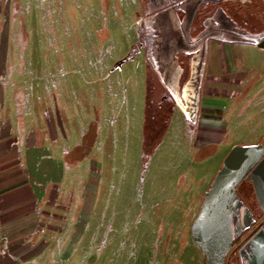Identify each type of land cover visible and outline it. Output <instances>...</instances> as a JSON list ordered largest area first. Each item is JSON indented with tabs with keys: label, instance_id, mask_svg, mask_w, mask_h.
I'll list each match as a JSON object with an SVG mask.
<instances>
[{
	"label": "rangeland",
	"instance_id": "rangeland-1",
	"mask_svg": "<svg viewBox=\"0 0 264 264\" xmlns=\"http://www.w3.org/2000/svg\"><path fill=\"white\" fill-rule=\"evenodd\" d=\"M145 4V0H0L4 73L19 109L33 110L40 123L41 109L49 97L51 109L59 103L60 109L68 110L82 125L97 124L107 117L110 124L115 120L127 125L123 133L112 126L102 135L108 137L106 147L114 154L111 172L105 177L111 174L112 182L106 184V191L100 189L99 210L91 226L72 233L62 244L71 258L68 264L200 263L202 252L195 245L188 247L187 214L192 212L194 220L198 216L204 196L222 168L223 148L200 150L196 134L189 131L198 122H187L178 109L161 144L144 164L139 143L145 138L148 100L152 102L150 118L162 131L168 111L159 108L170 96L146 59ZM235 4L230 0L223 8L244 26L243 12ZM210 45L213 50L219 44ZM183 66L189 73L190 62ZM143 77L147 78L146 93ZM187 78L188 74L185 81ZM150 82L153 89L148 99ZM183 177H193V186L187 185V207L176 210L175 203L165 204L162 181L167 180L175 198L174 190L182 186ZM239 194L258 222L263 216L252 182H244ZM161 218H168L173 226L165 225ZM249 233L234 249L240 250ZM170 234L173 242L168 252L164 243ZM234 261L240 264V257L236 255ZM50 264L61 263L54 258Z\"/></svg>",
	"mask_w": 264,
	"mask_h": 264
},
{
	"label": "crops",
	"instance_id": "crops-1",
	"mask_svg": "<svg viewBox=\"0 0 264 264\" xmlns=\"http://www.w3.org/2000/svg\"><path fill=\"white\" fill-rule=\"evenodd\" d=\"M217 44L213 50L209 45L198 126L188 128L190 134H196L200 150L223 148L222 166L233 147L248 142L264 145V50ZM2 50L0 41V264H50L54 258L68 264L71 258L62 244L72 233L91 226L93 215L99 210L96 201L100 189L105 187L106 191V184L112 182L111 174L105 177L111 172L108 169L114 154L106 147L108 137L102 135L112 126L117 133H123L127 125L115 120L110 124L108 117L98 125H82L69 116L68 110L60 109L59 103L51 109L49 97L37 123L33 110L29 113L16 104L9 76L4 73ZM187 74L188 70L185 77ZM146 77L142 81L145 93ZM100 109L103 114L105 109ZM178 109L181 110L176 108L174 112ZM181 114L186 118L182 110ZM144 141L142 136L140 147ZM192 179L183 177L182 186L174 190L175 198L167 180L162 181L168 207L174 203L176 210L187 207L186 189L188 184L192 188ZM189 214L186 233L190 248L195 245L191 235L195 217L192 212ZM161 222L173 226L168 218H161ZM171 237L170 234L168 243H164L168 252ZM154 248L155 244V251ZM237 256L240 264H264L262 230L246 240ZM198 259L199 264H205L203 253Z\"/></svg>",
	"mask_w": 264,
	"mask_h": 264
},
{
	"label": "water",
	"instance_id": "water-1",
	"mask_svg": "<svg viewBox=\"0 0 264 264\" xmlns=\"http://www.w3.org/2000/svg\"><path fill=\"white\" fill-rule=\"evenodd\" d=\"M228 0H146L144 34L146 59L188 121L198 122L202 86L211 42L254 46L264 50V33L256 34L235 22L221 7ZM209 17L192 36L200 11ZM181 15L183 19H181ZM181 57L190 59L188 78ZM250 179L264 213V145L231 149L204 196L191 235L206 264H229L235 244L254 227L264 230L238 195Z\"/></svg>",
	"mask_w": 264,
	"mask_h": 264
},
{
	"label": "flooded vegetation",
	"instance_id": "flooded-vegetation-1",
	"mask_svg": "<svg viewBox=\"0 0 264 264\" xmlns=\"http://www.w3.org/2000/svg\"><path fill=\"white\" fill-rule=\"evenodd\" d=\"M228 2H230V0H228L227 2L221 4V7L223 8L224 4H226ZM235 3H236L235 4L236 9L241 11V12H243V18L247 19V21L249 20L248 22H244V26L243 27L247 28L249 31H251L253 33H256V34L264 33V0H235ZM210 11H212V8H210L208 11H200V13H199V15H198V17L196 19V22H195V24L193 26V29H197L196 32L192 33L193 37L197 36L203 30L201 25L209 17V12ZM181 19H183L182 15H181ZM248 26L251 27L252 29L248 28ZM182 59H184V57H181V64L184 65V61ZM187 59H189V58H187ZM155 75L160 80V78L158 77V75L156 73H155ZM262 216L263 217L261 219L259 218L258 223H261L264 220V213L263 212H262ZM256 227H254L250 231V233L247 235V237L244 238V240H248V239L252 238L253 236H255L261 230L264 233V230L262 229L263 227L261 229H258L257 231H256ZM244 240H242V241H244ZM245 243H246V241L243 243V245ZM238 244H237V246H238ZM237 253H238V251L235 249L233 254H232V256H231V260H230L229 264L237 263L235 261L232 262L234 260L235 256L237 255Z\"/></svg>",
	"mask_w": 264,
	"mask_h": 264
},
{
	"label": "trees",
	"instance_id": "trees-1",
	"mask_svg": "<svg viewBox=\"0 0 264 264\" xmlns=\"http://www.w3.org/2000/svg\"><path fill=\"white\" fill-rule=\"evenodd\" d=\"M241 21L244 23V22H248L249 20L247 21V19H244V18L242 19L241 18ZM152 86H151V82H150V87H149V91H148L149 92L148 93V99L151 98V91L153 89ZM147 105H148V109H147V118H146V122H145V141H144V145H143L144 164L147 163L149 158L153 155L154 151L161 144V142H162V140L164 138V135H165V133H166V131L168 129V126H169L170 120L172 118V115H173V113L175 111V108H176V103H175V101L173 100V98L171 96H169L168 99L163 102V108H159V109H164V111L165 110L168 111V115L166 116L167 120L165 121L166 127L161 131L157 127L158 124L156 123V125H157L156 126L154 124L153 119L150 118L151 115H149L150 114L149 112L152 109V102L150 101V99L148 100V104ZM245 182H251V180L248 179ZM253 189H254V187H253ZM238 195L240 197L239 189H238ZM240 199L242 200L241 197H240ZM245 205H246V203H245Z\"/></svg>",
	"mask_w": 264,
	"mask_h": 264
}]
</instances>
